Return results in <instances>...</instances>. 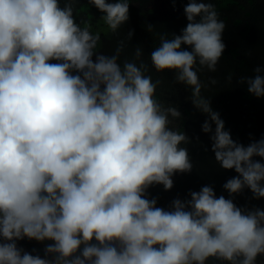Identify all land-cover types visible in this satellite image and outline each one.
<instances>
[{
  "label": "clouds",
  "instance_id": "9594fccd",
  "mask_svg": "<svg viewBox=\"0 0 264 264\" xmlns=\"http://www.w3.org/2000/svg\"><path fill=\"white\" fill-rule=\"evenodd\" d=\"M89 2L113 32L129 19V0ZM183 10L186 26L160 37L151 64L192 87L215 161L237 175L222 185L228 198L205 185L165 209L147 190L171 189L193 164L182 146L189 137L169 126L181 112L154 99L160 81L142 62L121 66L119 48L96 52L100 37L76 23L72 4L0 0V264H257L264 256V208L234 203L245 188L264 198V135L233 140L200 95L195 66L216 70L225 23L204 0ZM253 72L239 82L264 97V66ZM24 238L52 243L42 258L17 246Z\"/></svg>",
  "mask_w": 264,
  "mask_h": 264
},
{
  "label": "trees",
  "instance_id": "16d2710c",
  "mask_svg": "<svg viewBox=\"0 0 264 264\" xmlns=\"http://www.w3.org/2000/svg\"><path fill=\"white\" fill-rule=\"evenodd\" d=\"M59 2L61 7L65 3L72 4L76 23L90 27L91 32L99 35L96 52L113 55L119 48L117 62L121 66L126 61L137 65L142 62L147 69L145 75L151 76L154 82L160 81L154 99L165 107L175 106L181 112L179 119L169 117V126L189 137L190 143L182 146L188 149L193 168L190 172L175 174L173 187L169 190H164L162 185L150 186L148 198H156L157 206L166 209L173 199L189 198V191H199L205 185L212 186L217 196L228 198L222 185L237 173L221 168L215 161L210 134L204 133L201 127L207 116L193 106L192 87L177 82L174 70L157 72L150 60V53L159 46L162 35L171 39L173 33L179 34L186 26L183 8L188 0H175V6L173 0H129V19L115 32L108 28L101 18L103 14L89 0ZM204 2L213 4L218 19L225 23L222 33L225 49L215 71L198 64L195 66L201 83L200 95L210 99L211 107L219 113L233 140L247 145L264 135V97H255L247 91L245 84L239 82L241 77L253 76L254 67L264 66V0ZM149 24L152 26L150 31ZM129 30L133 32L131 38ZM137 48L141 49L139 58L135 55ZM254 159L261 160L260 157ZM234 203L241 208H264V198H253L247 188L234 195ZM50 243L52 241L24 238L17 241V246L43 258L44 247ZM209 264L219 262L210 258ZM257 264H264V256L257 257Z\"/></svg>",
  "mask_w": 264,
  "mask_h": 264
},
{
  "label": "rangeland",
  "instance_id": "374dc122",
  "mask_svg": "<svg viewBox=\"0 0 264 264\" xmlns=\"http://www.w3.org/2000/svg\"><path fill=\"white\" fill-rule=\"evenodd\" d=\"M51 62V61H50Z\"/></svg>",
  "mask_w": 264,
  "mask_h": 264
}]
</instances>
